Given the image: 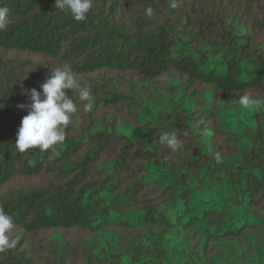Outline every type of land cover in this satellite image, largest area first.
<instances>
[{"label": "trees", "instance_id": "trees-1", "mask_svg": "<svg viewBox=\"0 0 264 264\" xmlns=\"http://www.w3.org/2000/svg\"><path fill=\"white\" fill-rule=\"evenodd\" d=\"M54 5L0 0V206L18 238L0 264H264V0H94L84 21ZM65 63L92 109L66 90V140L20 153V105Z\"/></svg>", "mask_w": 264, "mask_h": 264}, {"label": "clouds", "instance_id": "clouds-1", "mask_svg": "<svg viewBox=\"0 0 264 264\" xmlns=\"http://www.w3.org/2000/svg\"><path fill=\"white\" fill-rule=\"evenodd\" d=\"M94 0H55V7L60 11H68L76 21H84L93 8ZM175 7V4H173ZM152 8L148 7L145 14L151 16ZM10 9L0 6V32L6 30L12 24ZM66 90H78V99L83 104V111L92 109L90 87H80L72 67L65 63L62 68H54L51 76L40 85V91L32 88L27 91L31 103L20 105L27 107L28 114L20 122L17 130L15 146L20 153L30 149H39L41 152L52 150L56 152V146L66 140V128L72 120L73 114L77 113V103ZM240 105L248 108L257 105L260 101L248 95L240 97ZM2 107V106H0ZM160 141L175 151L179 145L174 135L164 133ZM30 165L34 161L29 160ZM15 227L11 215L0 206V253L12 249L18 243L17 239H10V233Z\"/></svg>", "mask_w": 264, "mask_h": 264}]
</instances>
